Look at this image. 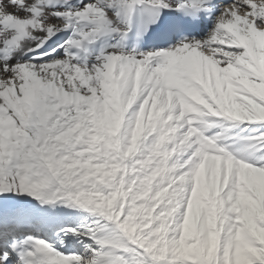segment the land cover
Returning <instances> with one entry per match:
<instances>
[{"label": "snow or ice", "instance_id": "snow-or-ice-1", "mask_svg": "<svg viewBox=\"0 0 264 264\" xmlns=\"http://www.w3.org/2000/svg\"><path fill=\"white\" fill-rule=\"evenodd\" d=\"M0 264H264V0H0Z\"/></svg>", "mask_w": 264, "mask_h": 264}]
</instances>
